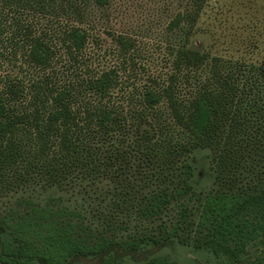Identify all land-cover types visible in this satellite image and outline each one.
<instances>
[{
	"label": "trees",
	"instance_id": "obj_1",
	"mask_svg": "<svg viewBox=\"0 0 264 264\" xmlns=\"http://www.w3.org/2000/svg\"><path fill=\"white\" fill-rule=\"evenodd\" d=\"M188 1L170 27L187 23L191 37L207 0ZM108 3L0 0V41L9 34L6 57L16 72L0 86V191L108 179L102 214L125 230L50 222L41 233L26 227L33 211L17 230L0 218V264H180L157 254L176 241L229 264H263L245 253L253 240L264 244V59L211 54L189 37L174 48L168 82L154 79L138 106H126L113 95L116 70L80 71L90 7ZM116 39L125 51L135 46L122 34ZM60 63L74 78L62 79ZM28 67L40 74L30 85ZM197 149H210L215 162L214 188L197 196L198 220L184 203L174 230L148 231L174 202L195 195L190 157ZM132 219L138 223L130 231Z\"/></svg>",
	"mask_w": 264,
	"mask_h": 264
},
{
	"label": "rangeland",
	"instance_id": "obj_2",
	"mask_svg": "<svg viewBox=\"0 0 264 264\" xmlns=\"http://www.w3.org/2000/svg\"><path fill=\"white\" fill-rule=\"evenodd\" d=\"M188 4V0H109L106 6H91V36L81 73L87 76L103 69L116 70L119 83L113 92L114 98L126 106H138L137 98L141 90L158 83L166 84L168 76L173 72L174 48L180 45V41L188 39L191 33L187 23L181 29L180 26L171 28L170 23ZM119 34L134 41L135 46L129 52L119 46L116 39ZM8 37L9 34H6L0 41V59L3 61V67H0V86H4L7 79L16 74L13 70L15 67L8 63L6 57L11 52ZM191 38L198 47L211 54L245 52L256 61L263 60L264 0H207L196 32L188 40ZM57 71L62 79L74 78L73 71H69L68 66L62 63ZM23 74V79L29 85L40 75L32 67L23 69ZM190 158L194 168L190 183L195 195L187 196L184 202H174L161 218L148 225V231L161 235L174 230L181 218L184 203L189 205V212L193 211L192 218L198 220L197 196H205L214 188L215 162L210 149H197ZM112 187L110 180L103 179L95 184L78 180L67 187L35 183L4 189L0 191V218L17 230L16 221L26 212L33 211V225L26 226L32 231L46 233L48 223L66 222L89 225L107 234L121 233L124 227L116 228L113 223L110 226L102 214L108 201L103 198L104 194ZM119 216L126 218L122 214ZM137 223L136 219H132L128 227L130 231L135 229ZM157 254L176 259L180 264H196L199 260L208 264H229L225 258H215L208 252L195 251L177 241L164 244L158 248ZM245 255L251 261L264 264V244L257 240L249 242ZM135 256L140 257L139 254Z\"/></svg>",
	"mask_w": 264,
	"mask_h": 264
}]
</instances>
